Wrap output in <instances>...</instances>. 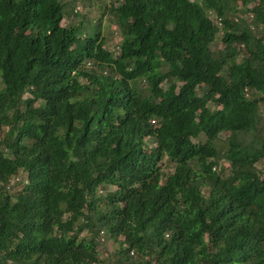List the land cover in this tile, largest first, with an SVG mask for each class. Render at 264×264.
Returning a JSON list of instances; mask_svg holds the SVG:
<instances>
[{"label": "trees", "instance_id": "trees-1", "mask_svg": "<svg viewBox=\"0 0 264 264\" xmlns=\"http://www.w3.org/2000/svg\"><path fill=\"white\" fill-rule=\"evenodd\" d=\"M77 1L0 0V264H264V0Z\"/></svg>", "mask_w": 264, "mask_h": 264}, {"label": "rangeland", "instance_id": "rangeland-1", "mask_svg": "<svg viewBox=\"0 0 264 264\" xmlns=\"http://www.w3.org/2000/svg\"><path fill=\"white\" fill-rule=\"evenodd\" d=\"M76 6H79L80 9L78 10V12L80 14L78 16L71 15L69 21H67L69 23L82 22V25H85L88 23V21H92V22L96 21L101 15L100 3H98L97 0H91L85 3H83L82 0L77 1ZM239 8H241V6H239ZM101 18H102L101 33L105 38V47L112 52H117V48L121 40L120 31L111 16H109L108 14H104ZM243 18L246 19L247 22H250L252 19V14L246 12L243 15ZM213 19H214V15H213ZM62 23H65V20L62 21ZM217 43H218L217 46L219 47L221 43L219 41ZM224 137H225L224 133L220 134V138H224ZM220 163L223 164L224 161L221 160ZM259 168L264 172V164L259 165ZM23 178L24 177L21 174L11 179L10 182L11 183L10 185H12L11 192L16 191L20 187L21 184L19 182ZM101 241H102V245L99 248V254L101 258L106 259L116 245L112 244V242L106 240L105 238H103Z\"/></svg>", "mask_w": 264, "mask_h": 264}]
</instances>
